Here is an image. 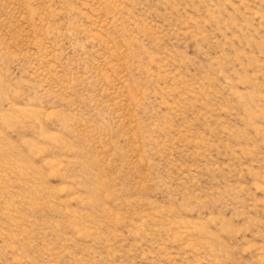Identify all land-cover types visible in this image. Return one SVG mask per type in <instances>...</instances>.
Here are the masks:
<instances>
[{
	"label": "rangeland",
	"instance_id": "rangeland-1",
	"mask_svg": "<svg viewBox=\"0 0 264 264\" xmlns=\"http://www.w3.org/2000/svg\"><path fill=\"white\" fill-rule=\"evenodd\" d=\"M0 264H264V0H0Z\"/></svg>",
	"mask_w": 264,
	"mask_h": 264
}]
</instances>
